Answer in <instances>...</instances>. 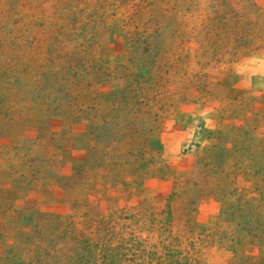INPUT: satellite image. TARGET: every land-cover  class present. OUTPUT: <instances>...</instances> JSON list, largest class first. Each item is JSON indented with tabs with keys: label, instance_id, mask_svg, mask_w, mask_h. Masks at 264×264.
<instances>
[{
	"label": "rangeland",
	"instance_id": "rangeland-1",
	"mask_svg": "<svg viewBox=\"0 0 264 264\" xmlns=\"http://www.w3.org/2000/svg\"><path fill=\"white\" fill-rule=\"evenodd\" d=\"M264 264V0H0V264Z\"/></svg>",
	"mask_w": 264,
	"mask_h": 264
},
{
	"label": "trees",
	"instance_id": "trees-1",
	"mask_svg": "<svg viewBox=\"0 0 264 264\" xmlns=\"http://www.w3.org/2000/svg\"><path fill=\"white\" fill-rule=\"evenodd\" d=\"M169 264H188L187 262L181 261L180 259H177L175 261H171Z\"/></svg>",
	"mask_w": 264,
	"mask_h": 264
}]
</instances>
